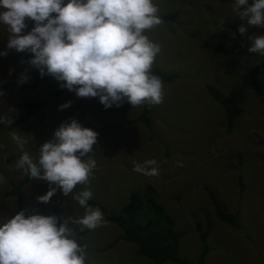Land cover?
Instances as JSON below:
<instances>
[{
  "label": "rangeland",
  "instance_id": "1",
  "mask_svg": "<svg viewBox=\"0 0 264 264\" xmlns=\"http://www.w3.org/2000/svg\"><path fill=\"white\" fill-rule=\"evenodd\" d=\"M107 2L0 0V88L10 83L0 93V264H44L36 234L25 232L16 240L23 215L16 198L6 197L12 183L26 175L23 161L38 162V143L47 152L72 145L24 186L26 218L43 230L58 208L60 224L45 246L79 244L89 250L66 248L50 264H151L125 241L101 252L123 230L79 200L82 193L117 217L131 193H144L146 186L154 187L157 202L175 221V232L183 234L181 258L199 261L203 243L196 225L208 222L206 264H264V67L259 90L249 74L264 63V4L246 16L242 48L225 58L214 49L234 40L222 26L236 16L234 5L133 0L142 16L176 13L178 18L142 23L126 8H116L103 19L101 38L76 53L75 80L90 94L70 87L54 98L61 72L33 88L41 56L54 61L66 55ZM68 12L84 18L61 32L50 27ZM146 47L154 65L177 75L148 100L151 129L130 123L141 113L137 100L111 98L149 84L152 63ZM209 87L243 109L232 131ZM28 100L48 102L27 122L14 125ZM206 188L226 213L238 214L241 230L216 217ZM143 218V213L135 217Z\"/></svg>",
  "mask_w": 264,
  "mask_h": 264
},
{
  "label": "trees",
  "instance_id": "2",
  "mask_svg": "<svg viewBox=\"0 0 264 264\" xmlns=\"http://www.w3.org/2000/svg\"><path fill=\"white\" fill-rule=\"evenodd\" d=\"M224 4H232L237 10L236 16L229 22L223 23V27L234 33V40L229 46L215 47L216 54L223 57H230L236 54L243 46L244 34L243 27L244 21L248 14L256 10L258 7L264 4V0H249L248 4H243L238 0H218ZM123 7L126 8L136 19L144 23L146 21H164L175 22L178 18L176 13L163 16L146 17L137 12L135 3L133 0H108V2L96 10L92 14V21L89 27L81 34L78 41L71 47L70 51L63 57L48 61L44 56H41L40 65L42 70L38 79L33 84V88H38L43 82L50 81L59 72L62 73V82L57 92L54 94V98H58L66 89L70 87H76L85 94L90 92L80 85L74 77L75 71V58L77 51L89 40L93 38H101V25L103 19L114 9ZM84 18V15L76 12H68L65 20L53 22L50 27L56 32H61L63 29L72 26L73 24L80 22ZM147 56L152 63V73L150 82L147 86L132 92H121L111 98L115 99H128L137 100L141 105V113L137 118L130 121V123H143L148 129H151L150 111H149V98L156 92L160 84L171 83L177 75L170 72H165L159 69L152 62L151 54L146 47ZM264 67V63H260L255 68L251 69L250 79L251 84L255 90H259V74ZM10 83L4 84L0 88L2 93ZM211 97L223 108L226 115V126L228 131H232L236 120L243 114V109L240 105L225 95L217 88H208ZM48 101H31L28 100L25 103V112L14 123V125L23 124L27 122L33 115L38 113ZM72 143L62 146L47 152L42 143L37 144V152L39 160L36 164H32L27 161H23L26 168V175L17 183H12L11 190L6 194V197H15L19 209L23 215L22 228L18 233L16 240L19 241L25 232H32L38 236V246L43 254L44 264H50L51 260L57 257L62 250L66 248H77L82 251H89L86 247L79 244H67L54 249H48L45 246V239L59 226V222L55 221L58 208L55 209L48 218L47 225L43 230H38L32 226L26 218L25 206H24V193L23 188L29 182L34 180L40 174H42L52 163H54L59 157L65 154L70 148ZM242 185V183H241ZM210 197V201L214 207L216 217L228 226L241 230L238 214L226 213L219 200L217 199L213 190L206 188ZM79 200L81 204L86 207L95 209L103 215L105 221L115 224L123 230V235L116 238L107 247L101 250L104 252L118 246L122 241L134 245L137 248L138 256L146 258L151 264H166L168 262L173 264H206L205 258L210 253V248L207 245V240L210 235L211 225L206 223L202 225L198 223L196 225L197 232L203 243V252L198 262L192 263L179 256V239L183 236L182 233L175 232V221L167 213L164 206L159 204L156 200V190L152 186H146L144 193L132 192L130 195L129 204L120 210L117 217H113L108 213L107 208L100 202L93 200L86 195L79 193ZM143 213V221L135 219L137 214ZM85 232H82V234Z\"/></svg>",
  "mask_w": 264,
  "mask_h": 264
},
{
  "label": "crops",
  "instance_id": "3",
  "mask_svg": "<svg viewBox=\"0 0 264 264\" xmlns=\"http://www.w3.org/2000/svg\"><path fill=\"white\" fill-rule=\"evenodd\" d=\"M74 75H75V71H74ZM120 100H122V99H120ZM125 105V101H124V104H123V106ZM39 230V229H38Z\"/></svg>",
  "mask_w": 264,
  "mask_h": 264
}]
</instances>
